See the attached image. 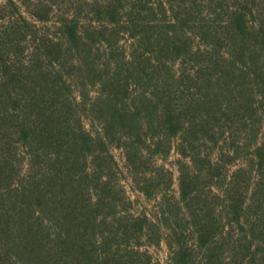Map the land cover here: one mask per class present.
Here are the masks:
<instances>
[{
  "label": "trees",
  "instance_id": "obj_1",
  "mask_svg": "<svg viewBox=\"0 0 264 264\" xmlns=\"http://www.w3.org/2000/svg\"><path fill=\"white\" fill-rule=\"evenodd\" d=\"M0 264H264V0H4Z\"/></svg>",
  "mask_w": 264,
  "mask_h": 264
},
{
  "label": "rangeland",
  "instance_id": "obj_2",
  "mask_svg": "<svg viewBox=\"0 0 264 264\" xmlns=\"http://www.w3.org/2000/svg\"><path fill=\"white\" fill-rule=\"evenodd\" d=\"M4 0H0V4L3 3ZM115 154L117 155L118 159L121 162V166L123 168L124 173L121 175L127 190L129 196L134 201L133 209L137 212L140 211H151L154 206L156 205V201L152 198L149 199L145 195H142L140 192H137L133 190L132 183L130 180H128L126 177L129 176L127 173L126 168L124 167V160L122 156V151L120 149L114 150ZM178 153L175 149H172L171 152L165 156H158L157 162L161 165L166 166L167 169H169L173 173L174 177V189L176 192V196H178V189H179V165H178ZM144 248L148 249L149 252L158 259H161L163 261H166L169 256V250L168 246L165 242H162L161 244H154V245H147L144 246Z\"/></svg>",
  "mask_w": 264,
  "mask_h": 264
}]
</instances>
